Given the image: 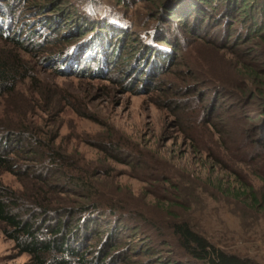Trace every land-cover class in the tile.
Listing matches in <instances>:
<instances>
[{
  "label": "rangeland",
  "instance_id": "obj_1",
  "mask_svg": "<svg viewBox=\"0 0 264 264\" xmlns=\"http://www.w3.org/2000/svg\"><path fill=\"white\" fill-rule=\"evenodd\" d=\"M187 1L163 0V8L157 9L155 3L160 1L154 0H126L125 4L117 0H12L16 16L11 29L18 32L20 43L0 36V55L27 66L38 82L19 77L15 93L0 99V122L14 126L20 122L16 116L22 109L26 126H33L41 144L35 143L39 154L31 155L30 150L16 157L21 166L17 173L0 170V180L26 206H32V198L41 190L42 198L53 207L73 209L88 203L89 193L69 185L66 178H82L105 204H117L153 221H185L217 248L264 264V167L261 162L238 160L229 141L220 137L228 122L223 106L236 107V99L228 97L243 90L244 80L259 93L260 84L249 80L251 69L264 73V44L257 38L227 41L229 24H234L230 27L235 33H245L247 25L240 20L232 23L230 17L224 23L226 15L219 26L207 18L209 28H199L196 8ZM7 5L0 0V11H6ZM40 7L49 9L43 13L46 9ZM223 7L218 12L209 10L210 18L217 17ZM170 10L183 14L188 26L176 15L172 17ZM82 17L106 20L126 34L125 41L119 35L126 50L104 77L91 76L95 70L104 72L103 60L86 62L81 52L86 38L92 36L78 39L77 21L82 22ZM32 30L39 38L31 36ZM159 31L174 33L186 49L167 68L148 76V64L138 65L134 52L141 42L160 47L153 41V36L160 39ZM67 34L71 40L64 38ZM83 68L87 73H82ZM62 69L79 73L62 75ZM257 102L248 103L254 129L247 140L252 142L260 138L255 133L260 126ZM195 109L200 110L198 116ZM204 115L206 120L213 119L214 126L199 124ZM238 126L231 123L230 129ZM51 154L67 164L62 167L64 176L51 178L48 186L37 176L41 159L49 162ZM219 156L223 161L216 159ZM246 183L252 193L244 197ZM33 213L23 218L36 222L39 230L42 225L45 231L46 227L52 230L56 218L47 221ZM141 223L134 244L157 247V231H148ZM68 225L74 226L69 230L71 245L86 251L89 260L96 259L105 241L116 242L108 264H156L176 249L173 241L171 247H159L149 262L132 249L130 235L113 240L98 233L80 245L71 232L76 228L89 238L90 234L81 224L69 221ZM5 229L0 223V264H31V256L20 251ZM45 231L39 234L41 239L50 238Z\"/></svg>",
  "mask_w": 264,
  "mask_h": 264
},
{
  "label": "trees",
  "instance_id": "obj_2",
  "mask_svg": "<svg viewBox=\"0 0 264 264\" xmlns=\"http://www.w3.org/2000/svg\"><path fill=\"white\" fill-rule=\"evenodd\" d=\"M11 1L12 0H6L9 6L3 7L6 11H0V23L4 24L3 27L0 24V36L19 44L20 39H17L18 32L15 34L14 29H11L13 17L16 16V13L13 12L15 10V5H12ZM117 1L122 4L126 3V0ZM156 1H160V3ZM154 2H156L154 8H163V4L161 3L163 0H154ZM186 3L188 6H190L191 3L193 10L196 8L195 15H197V21L199 20V28H209L211 24L209 25V23L206 22L207 18L210 19V23H215L216 26H219L221 24L219 20H222V16L224 17L226 15L227 18L223 20L224 23H227V19L230 17L233 19L232 23L240 20L244 25H247L245 33L242 31L235 33L231 31L232 27H230L234 24H229L228 34L226 35L227 41L234 38V42L236 40V42L238 41V43H240L241 41H249L257 38L264 44V0H189ZM223 4V10H220L218 16L215 18L212 16L210 18L211 13H209V10L218 12ZM40 9L46 10L43 12ZM40 9L39 13H47L46 11L49 8L40 7ZM169 14L172 17L176 15L181 23L184 24V27L188 26V22H185L186 19L183 14L177 15L173 10H170ZM68 18H71V16H68L67 20ZM81 19L82 22L77 21L78 31L76 33L78 34L76 35L78 39L92 35L91 37L88 36L84 41L86 45L82 47L81 52L84 54L83 57L86 56V62L88 60L89 63H93L96 61L95 59L100 58L103 60L106 64L104 72L95 70L90 74L91 76L94 74V76L104 77L117 66H114V64H116L122 52L126 50L125 46H122L123 42L119 40V35L122 34V41H125L126 34H123V31L119 27L112 26L106 20L96 22L91 17L90 19L87 17H82ZM30 32L31 36L39 38L40 35H37L36 31L34 32L32 30ZM11 33H14V37L13 35L11 37ZM70 35L71 34H67L64 38H66V40H71L72 36ZM157 35H160V39H157V37L154 39L153 36V41L157 43V45H160V47L163 45L162 48L155 47V49L154 46L150 44L144 45L145 43L141 42V45H139L134 52V58L138 56L136 60L138 65H141L142 62L148 64V76L156 73L157 69L164 70L167 68V65L172 63L173 59L177 57V54L181 52L183 54L186 49V45L181 41L179 42V38L174 33H163L159 31ZM196 36L200 35L196 33ZM117 43L120 45H118L116 50ZM115 53L116 56L113 61L112 56ZM258 54L261 53L259 52ZM261 56H264V53L263 55L261 54ZM86 62L85 64H87ZM75 72L79 73V70L69 71L62 69L59 71L62 75L74 74ZM250 72L252 74L249 82L251 81L256 85L260 84L259 93L258 91H254V88L249 86L250 83L247 82V84L245 80V85L241 88L243 90H240L239 94H231L228 92L229 90L226 92V94L231 95L229 97L225 95L223 98L228 97L230 99H236V107L233 108L231 105L223 106V117L226 116L228 122L227 125L224 126L225 129L223 127V131H220V137L223 139L226 138V140L229 141L227 144H231V150L234 156L239 158L238 160L248 163L261 162L264 167V73L257 69H251ZM82 73H87L86 68H83ZM19 77H22V79H30L34 83L38 82V79L32 75L31 70L27 66L19 64L16 59L6 58V56L0 55V99L15 93ZM223 89L225 90L226 88ZM254 99L255 101L258 100L257 103L260 106V116L258 117L260 126L255 130V133H258L260 138H255L256 141L252 142L251 138L247 140L251 128L254 129V127H252L254 119L249 116L248 103H251ZM16 103L17 107H19L20 103ZM227 110L228 113H224ZM19 111L20 113L16 117L22 120L20 119V122L16 123L14 126L10 125L11 123L4 124L0 122V170H8L11 173H17L18 171L16 170L18 168L21 169L16 157H22L23 154L29 153L28 151L30 150H32L30 153L31 155L33 153H35V155L39 154V152L36 151L35 143L41 144V141L36 139L37 133L33 126H26V122L24 121L25 113L22 109ZM194 113L198 116L200 110L195 109ZM205 117L204 115L203 119H200L201 121L197 120V122L200 121L199 124L203 126H214L213 119L209 120V118H207L206 120ZM231 123L235 125L239 124V126L230 129ZM44 158L41 159V174L37 177H39L38 179H40L43 185L51 186V178H62L64 176L62 167L67 164V162L64 158L56 154H51L50 158L48 157L49 162ZM216 159H218V161H223L220 156L216 157ZM66 180L69 185L76 187L81 192L88 191V203L78 205L73 209H58L52 206L50 200L42 198V191L40 190L37 193H41L36 194V196L32 198V206H26L25 204L27 202H22V200L17 198L15 193L6 189L0 180V223L5 225V235L16 243L20 251L31 256V264H108L107 260L115 250L116 242L111 241L108 244L107 241H105L102 243V249L98 251L99 254L96 256V259L89 260L86 251L80 252L78 248L71 245L69 230L70 227L72 229L74 226L69 227V221H73L74 225L77 226L80 224L83 225L84 230L90 234L89 238L87 235L83 234L84 231L80 232L79 229L77 230L75 228L76 230L74 229L71 234L76 243L82 245L87 241H91L98 233H101V236L106 234L108 237H112L113 240L119 238L123 240L125 235H130L128 237L132 249L138 251L140 253L139 255L148 257L149 262H152L155 258V254L159 247H162L161 249L171 247V242L173 241L176 249L172 250V255H169L170 257H167L165 260L162 258L156 261V264H262L253 259L241 257L240 255L228 253L217 248L214 244L194 231L185 221H153L142 213L139 215L134 211H127L123 208H119L117 204L111 202L107 204L103 203L100 197H98L99 195L93 194L89 184L84 182L82 178L67 177ZM243 189L244 197L249 195L248 192L252 193V189L247 183L244 184ZM251 197L253 196L251 195ZM252 199L255 200L254 197ZM258 205L256 201L255 206ZM29 212H34V215L39 214L38 217H44L47 221L56 218L52 230L48 227L49 231L46 227L45 231L43 225L40 228L41 230H39L36 222L25 220L23 217ZM93 215L97 216L96 220L91 218ZM141 222H144L147 227H149L148 231H157L156 235L159 242L157 247H146L143 243L134 244V240L138 237L135 234L143 225ZM111 230H114L115 234H109ZM43 231L50 233V238L41 239L39 234ZM121 236H123V238H121ZM168 239H171V241ZM128 256L129 253L127 254V257Z\"/></svg>",
  "mask_w": 264,
  "mask_h": 264
}]
</instances>
